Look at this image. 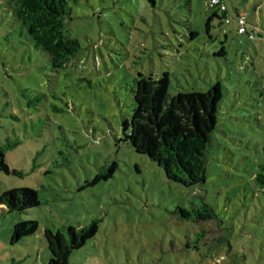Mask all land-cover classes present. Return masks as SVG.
<instances>
[{
  "label": "rangeland",
  "instance_id": "1",
  "mask_svg": "<svg viewBox=\"0 0 264 264\" xmlns=\"http://www.w3.org/2000/svg\"><path fill=\"white\" fill-rule=\"evenodd\" d=\"M66 2V33L80 50L52 72L0 0V150L20 173L0 172V196L30 188L40 203L19 215L0 205V264L48 262L39 233L8 241L14 224L35 218L53 232L98 221L69 264H264V192L254 179L264 160V0H223L227 25L207 0ZM237 13L253 40L237 34ZM164 73L170 96L221 85L204 180L191 186L168 181L121 127L138 76ZM202 203L212 220L175 214Z\"/></svg>",
  "mask_w": 264,
  "mask_h": 264
},
{
  "label": "trees",
  "instance_id": "2",
  "mask_svg": "<svg viewBox=\"0 0 264 264\" xmlns=\"http://www.w3.org/2000/svg\"><path fill=\"white\" fill-rule=\"evenodd\" d=\"M154 3V0H148ZM208 1V0H207ZM12 16L27 31L34 46L43 50L49 60V69L57 72L63 69L80 50L77 39L66 33L70 8L66 0H5ZM227 12V8H226ZM226 12L224 14H226ZM223 14V13H222ZM238 13L236 14V16ZM223 18H217L220 22ZM247 22V21H246ZM255 34L249 30L240 36ZM219 54H224L221 48ZM133 90V111L129 119L122 121L125 140L140 155L147 156L162 169L166 179L182 186H191L204 180L206 153L211 134L216 126V115L221 100V85L216 82L206 92L178 93L170 96L167 73L158 79L139 75ZM22 90L24 98L31 94ZM39 98L36 96V101ZM31 101V100H29ZM264 157V147L262 148ZM114 166L102 177L106 180L113 174ZM0 172L9 175L20 174L9 168L0 150ZM257 186L264 192V160L255 174ZM96 178L94 182L98 181ZM0 205L10 214L33 213L40 203L35 190L17 188L4 191ZM175 214L186 221H209L215 217L213 209L202 203L189 211L177 208ZM98 231V221L78 229L68 227L65 231L39 230L38 219L18 221L11 229L10 245L26 242L39 233L46 245V264H69L74 251L84 247Z\"/></svg>",
  "mask_w": 264,
  "mask_h": 264
},
{
  "label": "built area",
  "instance_id": "3",
  "mask_svg": "<svg viewBox=\"0 0 264 264\" xmlns=\"http://www.w3.org/2000/svg\"><path fill=\"white\" fill-rule=\"evenodd\" d=\"M207 5L210 9H218L220 12L223 13V21L222 23L224 24H229L230 23V19H228L225 16V12H226V4L223 2V0H208L207 1ZM246 16L245 15H240L238 14L235 17V23L237 26V34L241 35L245 32V28L247 27V22H246ZM250 39H253V35L250 34L249 36Z\"/></svg>",
  "mask_w": 264,
  "mask_h": 264
}]
</instances>
